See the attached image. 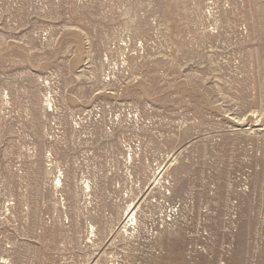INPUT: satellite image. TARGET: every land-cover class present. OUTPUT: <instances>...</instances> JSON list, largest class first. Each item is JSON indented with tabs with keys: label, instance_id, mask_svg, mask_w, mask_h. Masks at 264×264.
Segmentation results:
<instances>
[{
	"label": "rangeland",
	"instance_id": "obj_1",
	"mask_svg": "<svg viewBox=\"0 0 264 264\" xmlns=\"http://www.w3.org/2000/svg\"><path fill=\"white\" fill-rule=\"evenodd\" d=\"M0 264H264V0H0Z\"/></svg>",
	"mask_w": 264,
	"mask_h": 264
},
{
	"label": "bare ground",
	"instance_id": "obj_2",
	"mask_svg": "<svg viewBox=\"0 0 264 264\" xmlns=\"http://www.w3.org/2000/svg\"><path fill=\"white\" fill-rule=\"evenodd\" d=\"M132 207H133V206H132ZM131 212H132V209H131L129 212H127V215L125 216V219H127V221H128V218L132 216V213H131ZM130 214H131V215H130ZM134 218H135V217H134ZM127 221H126V222H127ZM134 221H135V220H134ZM134 223H135V222H134ZM127 232H128V231H127Z\"/></svg>",
	"mask_w": 264,
	"mask_h": 264
}]
</instances>
